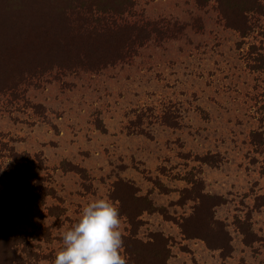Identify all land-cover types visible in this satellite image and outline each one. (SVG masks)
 Segmentation results:
<instances>
[{
  "label": "rangeland",
  "instance_id": "rangeland-1",
  "mask_svg": "<svg viewBox=\"0 0 264 264\" xmlns=\"http://www.w3.org/2000/svg\"><path fill=\"white\" fill-rule=\"evenodd\" d=\"M131 5L116 21L146 39L96 69L0 33L1 263L52 264L107 198L127 264H264V15L242 37L215 0Z\"/></svg>",
  "mask_w": 264,
  "mask_h": 264
},
{
  "label": "trees",
  "instance_id": "trees-1",
  "mask_svg": "<svg viewBox=\"0 0 264 264\" xmlns=\"http://www.w3.org/2000/svg\"><path fill=\"white\" fill-rule=\"evenodd\" d=\"M195 1L204 5L211 0ZM131 2L132 0H5L0 15V33L4 37L2 42L9 50L12 47H24V54L29 51L28 46L35 43L38 48L34 50V54L47 53L48 63L52 59L55 62L61 60L56 63L59 67L71 68L83 64L88 69H96L122 58L127 49L146 39L149 26L116 21L121 12H126L132 6ZM215 2L224 24L242 37L252 31L250 14L264 15L263 0ZM11 33L13 36L10 37ZM7 38L14 40L8 43L5 42ZM26 57L18 55L22 64ZM28 63L30 62L26 64ZM37 68L38 66H29L21 70L20 78L24 74L36 73ZM254 68L261 67L258 65ZM251 135L254 145L264 147L260 132L253 131ZM3 216L0 208L1 220ZM3 228L4 225L0 223V233ZM1 262L0 259V264ZM162 264H167L166 257Z\"/></svg>",
  "mask_w": 264,
  "mask_h": 264
},
{
  "label": "clouds",
  "instance_id": "clouds-1",
  "mask_svg": "<svg viewBox=\"0 0 264 264\" xmlns=\"http://www.w3.org/2000/svg\"><path fill=\"white\" fill-rule=\"evenodd\" d=\"M120 215L107 198L94 199L82 207L76 222L63 232L62 247L52 264H127Z\"/></svg>",
  "mask_w": 264,
  "mask_h": 264
}]
</instances>
